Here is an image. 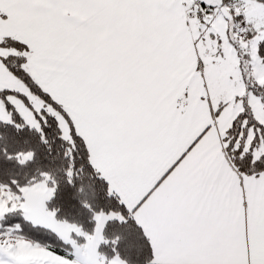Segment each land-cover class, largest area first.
<instances>
[{
    "label": "snow or ice",
    "instance_id": "obj_1",
    "mask_svg": "<svg viewBox=\"0 0 264 264\" xmlns=\"http://www.w3.org/2000/svg\"><path fill=\"white\" fill-rule=\"evenodd\" d=\"M0 264H264V0H0Z\"/></svg>",
    "mask_w": 264,
    "mask_h": 264
}]
</instances>
